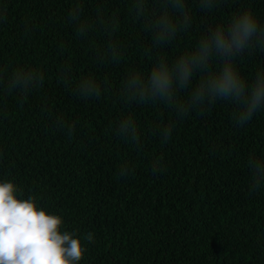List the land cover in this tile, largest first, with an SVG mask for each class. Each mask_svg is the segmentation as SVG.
Returning a JSON list of instances; mask_svg holds the SVG:
<instances>
[{
    "label": "trees",
    "instance_id": "1",
    "mask_svg": "<svg viewBox=\"0 0 264 264\" xmlns=\"http://www.w3.org/2000/svg\"><path fill=\"white\" fill-rule=\"evenodd\" d=\"M77 2L85 17L116 15L121 63L95 61L103 33L76 34L68 12ZM190 7L192 27L163 50L170 59L240 8L264 20V0H236L211 13ZM128 8V0H0V66H34L45 76L26 96L0 88V182H13L19 198L33 197L62 217V231L75 232L86 248L79 264H264V187L251 189L247 164L264 156V108L238 126L232 102L183 119L162 105L123 102L118 89L126 74L147 73L156 57V50L143 54L150 36ZM67 64L74 79L95 74L111 87L99 99L79 98L59 80ZM238 66L251 81L264 53L245 55ZM58 115L76 121L71 137L55 126ZM125 115L143 133L142 150L114 133ZM170 121L164 144L150 130ZM156 157L163 167L154 174ZM124 164L130 174L120 176Z\"/></svg>",
    "mask_w": 264,
    "mask_h": 264
},
{
    "label": "clouds",
    "instance_id": "2",
    "mask_svg": "<svg viewBox=\"0 0 264 264\" xmlns=\"http://www.w3.org/2000/svg\"><path fill=\"white\" fill-rule=\"evenodd\" d=\"M236 0H128V11L150 36V44L143 49L145 56L156 50L150 70L145 73L132 69L118 89V98L126 104L162 105L183 119L192 111L201 114L217 101L238 106L234 119L238 126L247 124L264 108V67L258 68L254 78L246 79L238 66L245 55L264 53V20L249 7L231 14L226 22L202 29L196 43L184 48L170 59L163 50L189 31L193 25L194 5L200 12L211 13ZM68 20L82 38L103 33V42L94 46L95 61L100 64H119L125 45L118 41V18L115 14L88 18L77 2L68 12ZM198 77V79H194ZM43 71L34 66H17L10 71L0 66V88L5 92L27 95L43 86ZM60 82L83 100L99 99L108 83L95 74L74 79L70 64L61 69ZM186 93V95H182ZM58 129L73 135L76 121L68 122L56 116ZM175 122L157 124L150 131L166 144L172 136ZM115 135L137 148L143 149V133L131 115L119 119ZM250 187H264V156H252L247 161ZM150 170L158 173L163 167L161 158L151 160ZM130 174L124 164L120 176ZM19 189L9 181L0 182V264H79L86 248L75 232L63 230L60 215L49 214L37 206L33 197L21 199ZM93 241V234L85 237Z\"/></svg>",
    "mask_w": 264,
    "mask_h": 264
}]
</instances>
